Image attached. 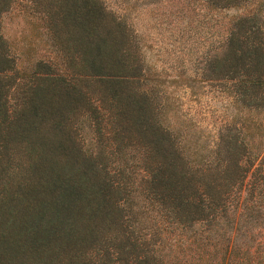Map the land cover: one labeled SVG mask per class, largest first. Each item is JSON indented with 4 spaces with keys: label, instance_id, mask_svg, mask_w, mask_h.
<instances>
[{
    "label": "trees",
    "instance_id": "1",
    "mask_svg": "<svg viewBox=\"0 0 264 264\" xmlns=\"http://www.w3.org/2000/svg\"><path fill=\"white\" fill-rule=\"evenodd\" d=\"M148 1L0 0V264H264V0Z\"/></svg>",
    "mask_w": 264,
    "mask_h": 264
},
{
    "label": "rangeland",
    "instance_id": "2",
    "mask_svg": "<svg viewBox=\"0 0 264 264\" xmlns=\"http://www.w3.org/2000/svg\"><path fill=\"white\" fill-rule=\"evenodd\" d=\"M148 0H102L105 6L119 14L128 17L131 25L138 30L141 34L144 35V38L148 39L151 42V50L154 52L157 48L163 49L165 47L171 48V46L178 45L177 41L170 40L171 34L174 35L175 30L171 27V23L167 24L165 29L164 23L158 25V18H162L165 15V19L171 18L169 14H165L166 7L170 10L172 5L166 4L162 6L155 7ZM164 12V13H163ZM130 18V19H129ZM172 19V18H171ZM5 23V29H9V23ZM214 26H209L207 34L212 35ZM209 32V33H208ZM152 54V53H151ZM161 60H154L155 55L152 54V60L156 64L164 63L165 64V54L160 55ZM186 97H184L185 99ZM217 96L212 94V90H206L204 95L200 96L198 103H190L192 109H194V115H196L202 123H204L208 128H212L213 119L219 109V103L217 101Z\"/></svg>",
    "mask_w": 264,
    "mask_h": 264
}]
</instances>
